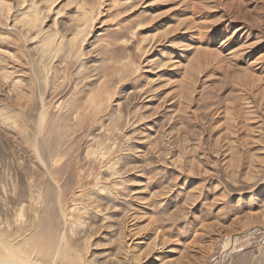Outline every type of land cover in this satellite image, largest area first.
<instances>
[{
    "label": "rangeland",
    "instance_id": "rangeland-1",
    "mask_svg": "<svg viewBox=\"0 0 264 264\" xmlns=\"http://www.w3.org/2000/svg\"><path fill=\"white\" fill-rule=\"evenodd\" d=\"M9 256L264 264V0H0Z\"/></svg>",
    "mask_w": 264,
    "mask_h": 264
},
{
    "label": "bare ground",
    "instance_id": "bare-ground-1",
    "mask_svg": "<svg viewBox=\"0 0 264 264\" xmlns=\"http://www.w3.org/2000/svg\"><path fill=\"white\" fill-rule=\"evenodd\" d=\"M39 235L41 236V240L40 239H34V236H31L28 239L24 240L23 243L20 245L21 251L17 252V254L20 253L19 255H21V256H18V255L17 256L23 258V255H25V254L35 253L37 255H41L45 259H48L49 257H51L52 253L55 252L54 246H53L54 240L51 237L52 234H50V232L48 230H46L45 232L43 231V233H39ZM65 244H66V242H65ZM7 258L0 257V264H17L16 261H18V260H16L15 257L9 256V258L8 259Z\"/></svg>",
    "mask_w": 264,
    "mask_h": 264
}]
</instances>
